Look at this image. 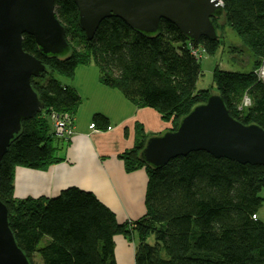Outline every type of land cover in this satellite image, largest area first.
<instances>
[{
  "label": "trees",
  "instance_id": "1",
  "mask_svg": "<svg viewBox=\"0 0 264 264\" xmlns=\"http://www.w3.org/2000/svg\"><path fill=\"white\" fill-rule=\"evenodd\" d=\"M222 2L224 15L213 19L218 33L223 19L242 43L228 51L235 56L253 54V68L243 72L216 66L214 85L206 89H197L201 60L224 45L221 33L215 40L192 42L176 24L162 20L159 32L146 36L114 16L103 20L88 40L78 24V6L73 0H56L55 14L66 29L69 55L47 58L34 37L24 35V51L46 65L42 76L31 79L44 109L22 122L2 158L0 199L29 263L118 264L114 236L124 234L135 244V264H264V219L259 216L264 166L199 150L163 167H150L139 157L151 137L142 124L135 125L136 142L121 159L128 172L147 170L143 216L120 223L96 194L78 186L54 197L14 195L17 167L43 169L61 160L51 115L68 113L74 118L82 98L73 84L57 75L72 81L78 67L95 63L100 83L120 90L138 107L154 108L173 129L211 93L221 95L236 120L264 128V81L257 75L264 62V0ZM245 96L251 100L248 106L242 104ZM92 117L97 129H108V116L96 112Z\"/></svg>",
  "mask_w": 264,
  "mask_h": 264
},
{
  "label": "water",
  "instance_id": "2",
  "mask_svg": "<svg viewBox=\"0 0 264 264\" xmlns=\"http://www.w3.org/2000/svg\"><path fill=\"white\" fill-rule=\"evenodd\" d=\"M78 24L92 40L103 20L118 17L142 34L155 35L162 20L176 24L190 40L219 37L214 18L224 15L222 0H73ZM56 0H0V168L22 122L35 117L44 105L31 79L46 70L45 63L23 49V37H34L44 56L67 57L66 29L56 17ZM180 118L176 128L149 137L140 159L163 167L176 157L206 151L240 164L264 166V128L244 124L227 110L224 99L211 93ZM9 210L0 199V264H31L10 229Z\"/></svg>",
  "mask_w": 264,
  "mask_h": 264
},
{
  "label": "crops",
  "instance_id": "3",
  "mask_svg": "<svg viewBox=\"0 0 264 264\" xmlns=\"http://www.w3.org/2000/svg\"><path fill=\"white\" fill-rule=\"evenodd\" d=\"M96 67V69L94 68ZM71 83L81 95V104L74 115L76 133L68 139L58 138L60 161L43 169H15V197H54L67 187L90 190L113 210L118 222L134 220L146 211L148 174L145 168L128 172L121 154L136 142V124L144 126L146 134L163 133L171 124L154 108L138 107L118 89L103 85L96 64L78 67ZM99 92L110 100L107 106L86 108L79 117L84 99ZM85 103V102H84ZM109 117L108 129H91L93 114ZM264 219L263 213H259ZM115 258L118 264H135V248L127 237L115 235Z\"/></svg>",
  "mask_w": 264,
  "mask_h": 264
},
{
  "label": "rangeland",
  "instance_id": "4",
  "mask_svg": "<svg viewBox=\"0 0 264 264\" xmlns=\"http://www.w3.org/2000/svg\"><path fill=\"white\" fill-rule=\"evenodd\" d=\"M218 22L224 26L223 28H221L219 32L221 33L223 37L224 45L221 48H219L214 54L206 53L204 55V58L201 60L202 75L199 77L200 79L197 82V89H206L214 85L213 71L215 70L216 66H220L221 69L226 70V71L227 70H231V71L239 70L243 72H249L253 68V65H252V61L254 60L253 54H250V52L248 54V52L245 51L244 52L245 54L244 53L243 55L237 54L235 56V54H231V52L228 51L229 49H231V45L238 44V46H240L242 43L240 41L239 36L236 35V33L231 28H229L227 24H225L223 19H220ZM94 68L96 69L95 66ZM57 77L65 83L72 84L71 81L65 78L63 75L61 76L57 75ZM109 100H110L109 95H107L105 99L101 94H99V92H95V96H93L90 100L86 98L84 99L83 101L84 107L81 109L79 117L83 119L84 113L86 112V108L90 110L91 108L94 109L95 106L96 107H99V106L102 107L101 105L107 106V103H109L108 102ZM259 209H260L259 213H263L264 215V204ZM36 256L37 257L35 258V262L37 261V263H39V260L37 259L39 254H37Z\"/></svg>",
  "mask_w": 264,
  "mask_h": 264
},
{
  "label": "built area",
  "instance_id": "5",
  "mask_svg": "<svg viewBox=\"0 0 264 264\" xmlns=\"http://www.w3.org/2000/svg\"><path fill=\"white\" fill-rule=\"evenodd\" d=\"M195 53L199 50H194ZM199 58L202 57V54L199 51L198 54ZM257 75L260 79L264 81V62L262 65L257 69ZM243 105L248 106L250 105V98L244 97L243 98ZM51 118L53 120V134L62 139H68L75 135L76 128L74 126V118L70 116L68 113H64L63 115H59L57 113H52ZM91 129L97 130V127H95L94 123L90 125Z\"/></svg>",
  "mask_w": 264,
  "mask_h": 264
}]
</instances>
